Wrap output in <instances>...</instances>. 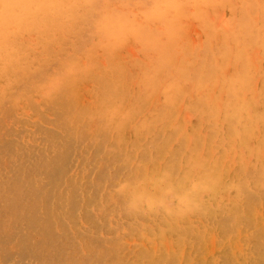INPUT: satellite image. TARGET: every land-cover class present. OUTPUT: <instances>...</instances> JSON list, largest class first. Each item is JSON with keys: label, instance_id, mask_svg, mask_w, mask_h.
I'll use <instances>...</instances> for the list:
<instances>
[{"label": "rangeland", "instance_id": "1", "mask_svg": "<svg viewBox=\"0 0 264 264\" xmlns=\"http://www.w3.org/2000/svg\"><path fill=\"white\" fill-rule=\"evenodd\" d=\"M0 264H264V0H0Z\"/></svg>", "mask_w": 264, "mask_h": 264}, {"label": "bare ground", "instance_id": "2", "mask_svg": "<svg viewBox=\"0 0 264 264\" xmlns=\"http://www.w3.org/2000/svg\"><path fill=\"white\" fill-rule=\"evenodd\" d=\"M25 154V153H24Z\"/></svg>", "mask_w": 264, "mask_h": 264}]
</instances>
